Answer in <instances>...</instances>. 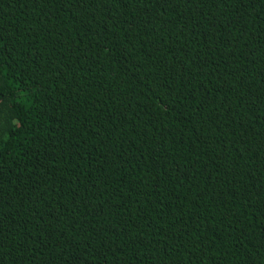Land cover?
Masks as SVG:
<instances>
[{
	"label": "trees",
	"instance_id": "16d2710c",
	"mask_svg": "<svg viewBox=\"0 0 264 264\" xmlns=\"http://www.w3.org/2000/svg\"><path fill=\"white\" fill-rule=\"evenodd\" d=\"M0 264H264V0H0Z\"/></svg>",
	"mask_w": 264,
	"mask_h": 264
}]
</instances>
